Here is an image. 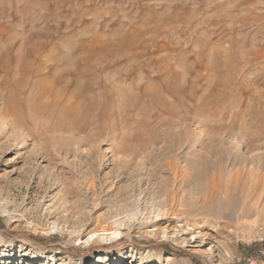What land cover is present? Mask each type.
I'll return each instance as SVG.
<instances>
[{
  "label": "rangeland",
  "instance_id": "obj_1",
  "mask_svg": "<svg viewBox=\"0 0 264 264\" xmlns=\"http://www.w3.org/2000/svg\"><path fill=\"white\" fill-rule=\"evenodd\" d=\"M28 52V91L56 92L64 67H90L111 88L113 112L85 132L18 121L4 83ZM230 171L264 175V0H0V241L76 264L133 251L174 264H264L258 212L250 233H231L232 259L169 234L193 222L201 182L221 172L226 183Z\"/></svg>",
  "mask_w": 264,
  "mask_h": 264
},
{
  "label": "bare ground",
  "instance_id": "obj_2",
  "mask_svg": "<svg viewBox=\"0 0 264 264\" xmlns=\"http://www.w3.org/2000/svg\"><path fill=\"white\" fill-rule=\"evenodd\" d=\"M32 55L33 53L28 52L27 57L19 58L18 62L21 66L17 72L20 76L14 80L7 79L4 83L5 104L18 121H26V118H43L48 123L47 130L50 132H85L95 122H104L113 112L109 100V92H111L109 89L111 88L106 90L100 85L95 69L90 67L82 70V67L78 66L77 71H73L71 75L68 68L64 67L53 78L60 84L56 92H52L53 90L48 87L37 89L35 93L28 91L29 79L33 74L30 69L33 65L30 58ZM89 55L91 54L81 57L83 64L88 65ZM59 60L68 65L71 57L63 55ZM100 88L105 90L100 92ZM177 90L180 91L175 88H170L169 91ZM145 93L151 95L152 101H158V103L160 101L159 104L161 101H166L160 100L162 97L160 98L159 89L147 88ZM120 95L127 106L133 104L132 96L127 98L128 95ZM164 102L163 107L166 108L168 105L166 106ZM168 165L171 167L172 164L168 162ZM201 174H203L202 171ZM226 177L227 182L224 183L220 172L214 174L208 182H201L206 192L197 203L188 208L192 213L193 222L186 221L185 225L190 228L179 225L177 229L169 232L174 241L183 244L193 253L206 250L213 255L215 252L223 251L232 259L237 238L230 236L231 233L235 235L240 231L250 233L256 222L249 223L248 219L257 212L264 214V175L254 177L252 174L239 175L230 171ZM168 195L169 201L175 200V194L171 190H168ZM92 262L91 264H103L102 261H96V259ZM0 264L76 263L71 260L65 262L58 257V254L51 255L47 252L34 254L28 249L17 247L12 241H0ZM108 264H174V258L170 255L161 258L154 253L141 255L136 251L121 252Z\"/></svg>",
  "mask_w": 264,
  "mask_h": 264
},
{
  "label": "crops",
  "instance_id": "obj_3",
  "mask_svg": "<svg viewBox=\"0 0 264 264\" xmlns=\"http://www.w3.org/2000/svg\"><path fill=\"white\" fill-rule=\"evenodd\" d=\"M243 252H244L245 254H248L247 251H246V249H244ZM248 255H250V254H248Z\"/></svg>",
  "mask_w": 264,
  "mask_h": 264
},
{
  "label": "trees",
  "instance_id": "obj_4",
  "mask_svg": "<svg viewBox=\"0 0 264 264\" xmlns=\"http://www.w3.org/2000/svg\"><path fill=\"white\" fill-rule=\"evenodd\" d=\"M165 252H166V253H171V252H170L169 250H167V249L165 250Z\"/></svg>",
  "mask_w": 264,
  "mask_h": 264
}]
</instances>
